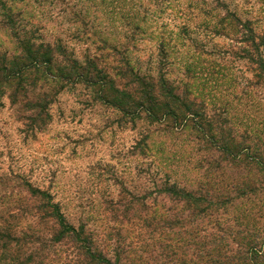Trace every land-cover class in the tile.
<instances>
[{
	"label": "rangeland",
	"instance_id": "374dc122",
	"mask_svg": "<svg viewBox=\"0 0 264 264\" xmlns=\"http://www.w3.org/2000/svg\"><path fill=\"white\" fill-rule=\"evenodd\" d=\"M27 50L53 60L47 74L22 76L25 90L15 103L17 85L0 87V197L29 198L25 181L51 195L69 222L101 238L109 228L129 229L112 205L124 192L155 193L154 176L202 194L216 182L213 198L236 195L226 185L243 171L227 168L215 148L218 132L206 127L216 116L229 119L222 125L236 140L256 138L264 155V0H0V59L30 66ZM89 58L121 93L135 87L119 68L153 78L151 98L139 101L145 108L123 110L99 87L61 77ZM161 80L177 98L187 91L189 103L201 105L186 117L183 99H170ZM149 101L158 105L155 117ZM256 181L261 191L264 171ZM260 197L254 213L264 228ZM149 202L163 214L179 209L157 193Z\"/></svg>",
	"mask_w": 264,
	"mask_h": 264
},
{
	"label": "trees",
	"instance_id": "16d2710c",
	"mask_svg": "<svg viewBox=\"0 0 264 264\" xmlns=\"http://www.w3.org/2000/svg\"><path fill=\"white\" fill-rule=\"evenodd\" d=\"M27 52L30 66L18 64L17 59H14L17 64L7 58L4 62L0 59V87L6 80L8 84L17 85L14 103L15 97L25 90L22 76L32 70L47 74L53 60L51 53ZM96 60L87 59L84 67L74 61L75 67L69 68L68 75L61 74V77L74 76L88 87H99L109 100L115 101V105L120 108L123 105V110L133 112L135 108H145V103L139 101L151 98L153 78L119 68L121 78L129 80L126 86L135 87L121 93L116 89L115 80L98 68ZM159 84L173 101L183 99L188 112L185 111L186 117L194 112L195 105H201L196 99L189 103V92H184L180 99L165 81L161 80ZM139 94L138 101L128 100ZM148 104L152 110H149L150 115L157 116L158 105L153 101ZM164 108L171 110L169 105ZM174 112L166 114L177 116ZM216 117L217 120H211L206 127L209 132H218L215 138L219 143H215V148L230 163L227 168L243 171L238 178L231 177L226 185L227 191L236 193L235 196L226 193L213 198L210 191L216 182L201 188L210 190L202 194L154 176L152 182L158 197L166 196L172 205L187 212V216L176 213L179 209L175 211L173 206L165 214L160 213L156 205L150 208L153 192L151 195L124 192L125 198L112 206L121 214L117 221L120 225L126 222L129 229L125 230L124 226L109 228L100 238L88 230L86 224L69 222L61 205L55 203L51 195L24 181L22 186L29 198L0 197L3 206L0 210V264H264V228L259 226L254 213L258 195L262 196L260 203L264 199V187L259 191L256 181L258 174L264 171L263 151L256 147L259 142L256 138L238 135L241 140H236L234 131L227 132L223 128L222 122L228 123L229 119H223L222 114ZM33 200L40 204L27 207ZM237 200L241 201L235 204ZM230 208H235L237 213L230 215ZM124 233L134 235V238L128 240ZM188 249L193 252L192 260L186 258Z\"/></svg>",
	"mask_w": 264,
	"mask_h": 264
}]
</instances>
